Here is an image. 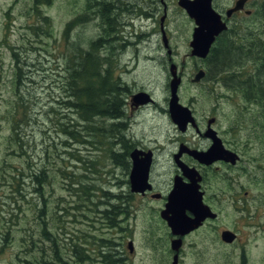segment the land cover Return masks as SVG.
Returning a JSON list of instances; mask_svg holds the SVG:
<instances>
[{"label": "flooded vegetation", "instance_id": "af4514ba", "mask_svg": "<svg viewBox=\"0 0 264 264\" xmlns=\"http://www.w3.org/2000/svg\"><path fill=\"white\" fill-rule=\"evenodd\" d=\"M58 1L67 17L59 36L63 59L69 51L73 52L75 60L80 58V46L77 45L80 39H74L73 34L77 36L76 27H80L82 20L94 22L100 35L105 33L102 39L107 52V68L112 80L117 82V91L112 83L111 95L119 99L121 109L118 125L126 132L130 131L135 124L134 116L156 104V100L150 90L143 86L135 88V81L131 83L134 86L132 90L131 85L123 79L127 67L133 62L137 65L140 60L138 43L135 44L136 49L132 50L130 46L133 43L130 44L128 40L133 36L138 40L144 38L149 39V43H154L152 38L157 35L160 38L158 44L161 45L156 50L165 52L161 62L165 65L173 62L170 43L165 47L164 34L168 41L170 39L167 22L164 21V32L161 30V23L159 29L155 24L160 4L164 5L166 18L165 0H27L26 10L36 21L48 23L53 19L48 11L54 9ZM235 2L236 0L232 6ZM248 3L243 10L229 18L225 16L226 7H217L221 9L222 19L228 30L216 38L210 49V56L219 50L223 38L240 52L250 53L256 41L264 43V39L257 36L258 32H254L247 22L253 16L246 9ZM131 23L134 26L139 23V29L122 28H129ZM150 27L153 29L150 30ZM38 29L41 27L38 26ZM209 58L202 61L203 65ZM150 60L154 61L155 58ZM253 60H246L253 64L251 70L257 62L262 61V57H258L257 61ZM64 71L68 76L66 69ZM119 71L115 79L114 75ZM240 74L245 75V72L241 69ZM206 78L208 79L207 67ZM244 79L246 78H238V81ZM256 81L255 78L250 79L253 88L248 87V83L245 85L240 82L237 92L223 89L224 93L218 95L222 101L233 95L236 101L240 99L242 105L237 110L240 115L247 113L248 117L242 118L237 111L235 126L223 127L221 118L213 113L198 116L191 109L195 122L189 123L185 130L173 125L174 134H166L163 138L143 141L133 134V137H128L129 141L123 136L122 139L110 142L109 173L114 179L110 178L109 182L116 190L94 188L87 195L90 205L83 200V192L77 190L75 196L79 199L75 201L77 205L74 207L73 221L80 226L74 224L73 232H68L65 226V207L57 205L50 209L47 206L43 191L45 172L34 174L32 181L36 184L32 194L35 196L27 198L26 202V259L21 264H134L137 257V231L141 232L143 243L151 252L139 259L140 264H185V245L190 237L201 231L215 233L221 247L238 250L236 255L232 253V264H250L246 246L253 243L256 248L257 235L264 237V224H260L264 219V190H260V183L256 182L259 177L264 180V100L256 102ZM248 90L253 92L249 93ZM141 92L147 93L151 100L138 105L134 96ZM251 104L261 106V116L252 114ZM166 113L169 115L168 110ZM211 120L210 126L216 130L224 148L237 158L235 162L220 159L203 164L192 154L193 151L206 152L211 147L213 140L206 135ZM191 136L198 138L199 142L192 143ZM134 161L141 165V175L146 176V180L133 186L131 174ZM116 170L121 172L120 175H117ZM195 172L200 177L203 204L210 209L209 216L197 228L185 234H175L166 219V216H172L171 195L175 182L188 185L189 175ZM185 215L187 218L194 217L188 209ZM177 241L180 244L175 247ZM260 262L264 264V253Z\"/></svg>", "mask_w": 264, "mask_h": 264}, {"label": "rangeland", "instance_id": "374dc122", "mask_svg": "<svg viewBox=\"0 0 264 264\" xmlns=\"http://www.w3.org/2000/svg\"><path fill=\"white\" fill-rule=\"evenodd\" d=\"M26 1L0 0V264H21L26 259V202L27 198L35 196L32 194L36 184L32 181L34 174L45 172L43 191L47 206L50 209L57 205L65 207V226L68 232H73L74 224L80 226L73 221L74 207L77 205L75 201L79 199L75 196L77 190H73L83 185L84 188L78 190L83 192V200L89 205L87 195L94 188L116 190L109 182L114 179L109 173L110 142L122 139L123 136L129 141L130 135L150 141L155 137L174 134V124L166 113L170 97L169 65L161 62L165 52L156 50L161 45L158 44L160 38L157 35L152 38L154 43H149V39L129 37L128 41L134 42L130 46L132 50L136 49L135 44L138 43L140 60L137 65L134 62L129 65L123 76L129 85L135 81V88L143 86L150 90L156 104L137 113L134 126L127 132L118 125L121 118L115 119L112 115L95 120L92 118L86 123L81 118V112L69 109L67 103L73 101L69 98L72 89L64 69L72 74L73 69L79 68L83 54L88 51H94V58L98 61V57L102 68L105 67L107 52L102 39L105 33L100 35L94 22L82 20L80 27H76L77 36L73 34L74 39H80V43H77L80 46V58L75 60L73 52L69 51L63 59L59 36L67 17L59 1L54 9L48 11L53 18L48 23H40L30 16L26 10ZM234 1L214 0L213 6L220 12V8L228 9ZM263 5L264 0H250L246 9L254 12L247 22L254 32L262 33L259 37L264 39ZM165 8L173 62L182 75L179 88L181 103L191 107L198 116L213 113L221 118L223 127L235 126L237 107L242 105L240 99L236 101L233 95L228 101L219 100L218 93L223 94V89L231 90L223 85L220 78L203 80L199 85L191 82L199 69L208 68L209 61L203 65L202 61L190 56L189 43L195 25L178 6V0H165ZM163 16L164 5L160 4V13L155 23L158 29ZM38 26L43 32L33 34L31 31ZM122 28L137 30L139 23L136 26L131 23L129 28ZM242 54L239 53L236 58L241 60ZM249 56L245 57L251 61ZM150 58L155 60L151 61ZM251 65L246 62L245 67L239 70L249 72ZM119 73L114 75L115 79ZM133 87L131 85L132 90ZM251 105L252 114L261 116V106ZM239 116L247 118L248 114ZM194 136H191L192 143H198V138ZM242 137L244 141V134ZM116 173L120 175L121 172L116 170ZM256 182L260 183L258 188L264 190L262 177L257 178ZM260 224H264V219ZM136 236L137 257L133 263L140 264L139 259L151 252L143 243L141 232L137 231ZM255 243L256 248L253 243L246 246L250 264H261L264 237L258 234ZM184 251L185 264H232V253H238L233 247H221L215 233L204 231L190 237Z\"/></svg>", "mask_w": 264, "mask_h": 264}, {"label": "water", "instance_id": "95a60500", "mask_svg": "<svg viewBox=\"0 0 264 264\" xmlns=\"http://www.w3.org/2000/svg\"><path fill=\"white\" fill-rule=\"evenodd\" d=\"M245 1L239 0L233 9L227 11V15L231 16L232 13L242 9ZM179 6L187 11L197 25L194 30L193 41L191 42V47L193 48L191 55L205 59L215 38L226 29V25L221 21V16L213 9L212 0H179ZM176 71V66L172 65L173 80L170 83L169 112L172 121L181 130H185L189 123H194L195 121L191 110L179 102L178 89L181 84V78L177 76ZM204 77L205 72L200 70L193 82L199 83ZM134 101L137 104H145L149 101V97L145 93H140L134 97ZM211 123L212 121H210ZM206 135L213 138V145L208 152L193 151L192 154L196 159L203 164H210L220 159L234 161L232 154L223 148L221 140L217 138L215 131L209 129ZM189 178L190 183L188 185H183L181 182L176 181L171 195L172 216H166V219L175 234H185L197 228L209 216L210 209L203 204V193L200 191L198 184L200 178L197 172L190 174ZM145 180L146 176L143 177L141 175V165L134 161V168L131 174L133 186L141 184ZM187 209L193 214V218H187L185 215ZM179 244V241L175 242V247H178Z\"/></svg>", "mask_w": 264, "mask_h": 264}, {"label": "trees", "instance_id": "16d2710c", "mask_svg": "<svg viewBox=\"0 0 264 264\" xmlns=\"http://www.w3.org/2000/svg\"><path fill=\"white\" fill-rule=\"evenodd\" d=\"M33 32L34 34H40L41 30L37 28L33 30ZM239 53H241L240 50L234 49L232 43H229L223 38L219 50L213 52L208 59V79L220 78L225 83L226 87L237 92L240 82L245 85L248 83V87L253 88L254 85L250 83V79L253 80L255 78L257 79L256 84L258 87L256 102H261L264 100V43H256L250 53L242 52L241 60L236 58ZM248 54H250L249 57L252 60L255 59L256 61L258 57H262V61L257 62L252 71L245 73L246 75H244V78L247 80L238 81V78L243 77L239 71V64L242 65L244 60H248V58H244L248 56ZM94 56V51L84 53L79 68L73 69V73H69L66 77V79L70 78L69 82L71 83L70 86L72 89L69 98H72L73 101H68L67 103L69 109H76L81 112V118L86 123L92 118L95 120L96 118H104L110 115L114 116V118H118L121 112L119 99L116 96H114L113 99L111 97L112 83H114L116 89L115 81L112 80L111 75H109L106 65L102 68L100 59L97 57V61ZM248 92L252 93L253 90H248ZM82 188H84L83 185L78 189Z\"/></svg>", "mask_w": 264, "mask_h": 264}, {"label": "bare ground", "instance_id": "6f19581e", "mask_svg": "<svg viewBox=\"0 0 264 264\" xmlns=\"http://www.w3.org/2000/svg\"><path fill=\"white\" fill-rule=\"evenodd\" d=\"M121 2V1H120ZM103 3V2H102ZM106 3V2H105ZM104 3V4H105ZM117 4V3H116ZM255 4H257V3H255ZM38 12V11H37ZM42 13V12H41ZM38 16V15H37ZM41 18V17H40ZM87 22V21H86ZM81 23V22H80ZM84 27V26H83ZM87 28V27H86ZM262 34V33H261ZM82 43V42H81ZM130 43V42H129ZM134 43V42H133ZM131 44V43H130ZM132 45V44H131ZM133 47V46H132ZM74 48V47H73ZM240 48V47H239ZM243 48V47H242ZM76 53V52H75ZM71 58V57H70ZM244 58H246V57H244ZM70 60V59H69ZM245 61V60H244ZM63 70V69H62ZM129 92V91H128ZM127 92V93H128ZM250 95V94H249ZM251 103V102H250ZM257 104V103H256ZM261 105V104H260ZM112 117V116H111ZM114 117V116H113ZM116 117V116H115ZM112 119H114V118H112ZM116 119V118H115ZM119 119V118H118ZM114 124V123H113ZM113 126V125H112ZM101 204V203H100ZM106 247V246H105ZM83 249H85V248H83ZM110 249V248H109ZM81 250V249H80ZM82 251V250H81ZM86 251V250H85ZM82 253V252H81ZM114 260V259H113Z\"/></svg>", "mask_w": 264, "mask_h": 264}]
</instances>
